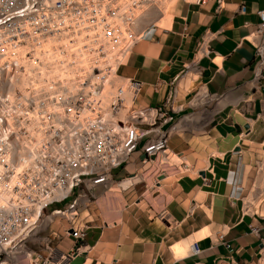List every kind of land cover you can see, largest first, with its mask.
Returning a JSON list of instances; mask_svg holds the SVG:
<instances>
[{"label":"built area","instance_id":"built-area-1","mask_svg":"<svg viewBox=\"0 0 264 264\" xmlns=\"http://www.w3.org/2000/svg\"><path fill=\"white\" fill-rule=\"evenodd\" d=\"M173 1L0 0V264L20 256L66 264L83 249L86 226L73 221L96 187L135 153L134 177L176 164L168 139L183 110L177 81L160 103L140 105L141 81L119 72L134 44L151 37L155 26L142 25L143 15ZM182 1H214L216 13L226 3ZM257 14L246 39L264 86V8ZM53 61L60 70H50ZM54 215L70 222L73 251L59 252L45 233ZM190 251H199L196 241Z\"/></svg>","mask_w":264,"mask_h":264},{"label":"crops","instance_id":"crops-1","mask_svg":"<svg viewBox=\"0 0 264 264\" xmlns=\"http://www.w3.org/2000/svg\"><path fill=\"white\" fill-rule=\"evenodd\" d=\"M214 8L176 0L143 15L142 25L155 26L151 37L134 44L119 72L141 81L140 105L160 103L177 81L183 110L168 147L178 161L142 172L147 188L138 197L96 187L73 221L86 226L83 249L66 264H264V86L254 80L258 58L246 39L264 0ZM136 155L116 172L124 190ZM49 218L54 246L73 251L70 222ZM179 239L175 256L170 245ZM18 264L28 263L20 256Z\"/></svg>","mask_w":264,"mask_h":264},{"label":"rangeland","instance_id":"rangeland-1","mask_svg":"<svg viewBox=\"0 0 264 264\" xmlns=\"http://www.w3.org/2000/svg\"><path fill=\"white\" fill-rule=\"evenodd\" d=\"M169 155H170V158H172V160H174L176 162L178 161L177 155L175 153H172L171 151H169ZM118 171H120V170H118ZM135 173H136V170H134V172H132V173H128L127 175L128 176L129 175L130 176H134ZM153 173H154V171H151L149 173H146L145 176L149 179L151 177V175H153ZM115 175H118V174L117 173L112 174V178L110 180V183L107 184L106 186H102V190L103 191L104 190H107V193L109 192L111 194H115V193H121L120 192V189H121V191L129 192V194H131L133 197H138L142 193L146 192V188L147 187L145 185V181L142 180V177L139 174L136 177L131 178L132 183H130V185L126 188V190H124V188L120 185V182L124 181V179H126V178L125 177H122V178L116 179V176ZM149 190H150V188H149ZM95 194H96V192H95ZM249 197L247 196L246 197V200ZM93 199H94L93 197H90V200L89 199L84 200L85 204H81L80 205V207L78 209V212H79L80 209L82 210V209L87 208L90 205H92V200ZM56 205L57 206H62V203H57ZM51 207H52V205L50 207H48L46 210L50 209ZM182 240H184V239H179V240L173 242L170 245V249H171L172 252H174V254H176V248H175L176 247V244L178 242L182 241ZM175 256H178V255L176 254Z\"/></svg>","mask_w":264,"mask_h":264},{"label":"bare ground","instance_id":"bare-ground-1","mask_svg":"<svg viewBox=\"0 0 264 264\" xmlns=\"http://www.w3.org/2000/svg\"><path fill=\"white\" fill-rule=\"evenodd\" d=\"M55 55H56V57H61L60 53H55ZM69 55H71V53H70V54L68 53V56H69ZM50 59H51V58H50ZM68 59L70 60V59H72V57L69 56ZM58 62H59V61H53L54 64L51 66V69H50V70H54V71H56V70H60V68L57 67V66L59 65ZM63 64H64V63H61V65H63ZM38 65H40V64H38ZM38 65H37V66H38ZM66 69H67V65H63V70H66ZM69 69H72V68L69 67ZM179 124H180V122H179ZM113 183H114V182H113Z\"/></svg>","mask_w":264,"mask_h":264}]
</instances>
